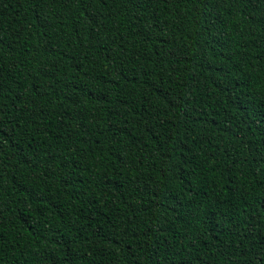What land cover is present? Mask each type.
Here are the masks:
<instances>
[{"label":"trees","instance_id":"obj_1","mask_svg":"<svg viewBox=\"0 0 264 264\" xmlns=\"http://www.w3.org/2000/svg\"><path fill=\"white\" fill-rule=\"evenodd\" d=\"M0 264H264V0H0Z\"/></svg>","mask_w":264,"mask_h":264}]
</instances>
